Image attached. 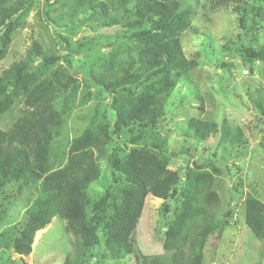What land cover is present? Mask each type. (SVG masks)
<instances>
[{"label": "trees", "instance_id": "16d2710c", "mask_svg": "<svg viewBox=\"0 0 264 264\" xmlns=\"http://www.w3.org/2000/svg\"><path fill=\"white\" fill-rule=\"evenodd\" d=\"M41 1L55 11L67 4L63 13L68 23L58 22L64 16L51 20L62 50L54 54L34 42L22 60L0 74V117L22 104L12 127L6 131L0 126V216L9 205L19 208L26 201L24 211L12 215L17 219L15 254L30 256L36 234L60 217L73 238L65 264L72 255L77 264H129L126 259L137 264H204L209 237L221 238L236 217L231 201L219 218L221 177L232 178L231 169L210 160L171 169L178 154L170 153L169 142L175 139L162 134L173 92L185 75L200 68L198 59L186 57L182 44L198 6H187L185 0ZM235 1L238 40L261 35L264 0ZM34 2L0 0V63L25 28ZM231 2L212 4L220 8ZM63 28L89 34L72 43L58 32ZM247 45L239 51L251 72L256 63L264 64V43L258 48ZM80 71L96 91H89L87 84L80 87ZM104 95L112 96V104L94 100ZM90 101L95 102L93 111L80 117L83 132L69 137L70 120ZM254 106L264 116L263 102ZM186 121L188 132L182 135L187 139L206 142L216 133L215 123L195 117ZM244 136L237 131L238 148L246 144ZM184 155L192 156L187 151ZM103 161L111 172L110 183L94 198L89 189L101 178ZM232 189L237 200L244 196L239 186ZM148 196L162 201L161 255L143 256L136 250ZM241 211L247 228L264 243V201L255 192L246 193Z\"/></svg>", "mask_w": 264, "mask_h": 264}, {"label": "rangeland", "instance_id": "374dc122", "mask_svg": "<svg viewBox=\"0 0 264 264\" xmlns=\"http://www.w3.org/2000/svg\"><path fill=\"white\" fill-rule=\"evenodd\" d=\"M185 3L193 8L198 7L192 30L182 37L184 53L188 59H198L200 68L182 78L170 99L172 105L167 107V127H164L162 134L174 137L175 140L169 142V151L178 154L170 167L181 171L193 162L205 163L210 160L218 168L227 169L228 166L231 169L232 178L224 177V174L221 177L219 218L231 201L236 217H233L221 238L217 234L209 237L204 264H264V243L247 228L241 211L246 193L255 192L264 201V116L254 106V102L262 101L264 104V64L256 63L250 72V66L241 61L239 51L242 45L251 44L255 48L263 45L264 32L261 31V35L255 33L253 39L249 35L243 41L245 43L238 40L237 35L241 31L238 30L240 12L237 13L238 6L235 3L238 2L235 0L229 7L220 8L213 7V0H185ZM66 5H58V11H55L46 2L35 0L25 28L17 34L7 56L0 63V74L12 63L22 60L34 42L49 48L54 54L62 50L59 34L53 31L51 22L64 16L66 11L63 13V10H68ZM64 17V20L58 21L62 26L69 21ZM58 32L71 39L72 43L89 34L85 30L76 32L74 28H63ZM102 33L108 32L105 30ZM228 63H232L233 67H229ZM80 72V87L84 88V84H87L89 91H96L93 84L86 80L83 71ZM94 100L106 106L112 104L110 95ZM21 105H16L11 112L0 117V126L4 130H9L21 116ZM94 105L95 102L90 101L73 115L68 124L69 137L81 135L85 123L80 117L91 113ZM193 117L215 123V135L206 142L185 138L182 133L188 132L186 120ZM177 121L181 123L179 126H175ZM238 130L245 133L242 141L246 144L240 145V148L237 143L241 139L235 143ZM185 151L192 154L191 158L186 156L187 153L184 155ZM101 172V178L89 189V194L94 198L99 197L110 183L111 172L104 161L101 162ZM234 186H239L244 194L238 200L232 193ZM25 203L22 201L19 208L9 205L6 215L0 216V264H65L72 254L73 238L67 231L66 221L60 217H55L50 225L36 234L30 256L15 254L13 241L17 219L12 215L23 212ZM161 204L160 199L152 196L146 199L136 232V250L143 256L164 253V229L158 222ZM72 257L69 264H77L76 256ZM127 262L137 264L135 259H126ZM90 263L94 264L95 260H90Z\"/></svg>", "mask_w": 264, "mask_h": 264}]
</instances>
